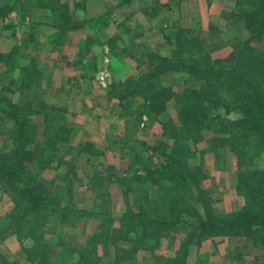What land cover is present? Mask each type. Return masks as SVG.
<instances>
[{
	"label": "rangeland",
	"instance_id": "obj_1",
	"mask_svg": "<svg viewBox=\"0 0 264 264\" xmlns=\"http://www.w3.org/2000/svg\"><path fill=\"white\" fill-rule=\"evenodd\" d=\"M14 1L8 0L6 4H13ZM19 1L16 8L0 16L3 23L0 24V36L6 34V37H0L6 43L0 45V52L7 55V65L0 67V73L3 72L6 77L3 80V74L1 76L2 83L8 88V91L1 89L0 98L4 99L3 104L18 107L26 113L29 126L26 148L30 151L39 145L42 148L38 153L41 163L36 159L25 163L28 175L49 185L52 193L65 187L70 180L74 210L90 213L81 218L71 216L64 221L58 214L49 216L43 235L48 252L41 264H83L80 253L91 239L99 241L96 243L97 258L106 263L108 257L102 250L106 241L96 235L103 217L95 214H109L115 219L112 227L119 228L116 220L125 214L128 206L137 212L143 200H157L163 196L160 188L168 190L175 185L177 193L169 202L172 203L170 208L180 212L175 215L178 224L157 243L149 242L146 249H138L134 253L135 260L133 257L126 264H169L174 260V264H264L263 248L247 236L215 237L198 243V232L194 230L204 219L206 205L219 217L239 212L245 205V198L240 193L244 187L238 190L241 178L248 177L255 188L258 177L264 173L262 130L234 124L245 117L246 120L251 118L244 115V111L249 110L250 114L256 112L252 104L254 97L244 100L241 92L249 95L260 93L264 99V27L250 16L253 15V2L243 0L244 4L249 2L242 8L244 14L245 11L249 14L244 16L240 13L233 20L235 0H30L27 4H24L25 0ZM2 2L0 0V6ZM35 6L59 9L63 15L64 12L70 14L67 29H78L76 24L82 20L85 24L93 16L102 19L99 25L94 26L93 33L98 29V34L95 33L91 40L96 39L87 44L86 51L96 47L94 53L97 52L92 57L94 65L91 61L90 72L84 76L76 75L69 82L63 79L54 88L65 97L74 93L76 97L90 96L82 101V106L78 105L76 112L70 113L63 102L48 104L42 96L39 101L35 98L37 93L26 88L19 89L17 94L9 92L11 88H17L18 76L24 74L22 67L34 68L43 61L44 56L40 60L37 45L32 44L35 41L30 46L36 55L19 50L10 54L15 48L10 37L13 38L16 29L23 32L27 29L24 26L29 17V14L25 16L26 10ZM14 13L18 15L13 17ZM178 36L187 40L190 48L191 39L199 38L201 42L192 49V53L185 52L187 54L183 58L190 57L195 63L210 65L218 71L224 69L226 73L254 71V76L242 74L247 82L253 83V87L237 80L211 77L210 87L206 89L198 77L186 71L167 72L158 78L156 90L128 101L127 111L121 110L120 128L112 130L113 125L104 114L106 99L119 93L128 81L154 83L155 80L146 78L157 63L155 58H170L177 49ZM95 42L98 45L94 46ZM235 51H250L252 56H245L242 63L238 60L218 63L233 52L237 53ZM84 56L85 53H82L79 58ZM112 56L116 63L111 60ZM254 57L259 60H254ZM15 66L21 67V70L17 72ZM4 68L8 71H3ZM2 83L0 80V86ZM192 91L212 101L205 107L207 111H201L205 118L197 109L191 110L195 97ZM163 98L164 109L159 112L163 107L160 103ZM234 105L240 110H233ZM35 111L42 113L34 114ZM49 117L53 118L54 127L61 125L69 131L59 134L63 145L57 152L62 154L66 148H72L63 159L66 164H61L59 168L57 160L46 168L42 167L41 154L52 153V147L46 142L55 141L52 139L54 131L52 134L45 128V120ZM101 121L107 123L109 133L93 137L81 134L82 127L88 126V122L93 123L94 129L96 122L99 124ZM14 126V121L0 111V155L13 156L17 146L15 142L19 139L11 135L16 130ZM160 143L165 145L164 150L153 151L152 148ZM80 150H85V154ZM165 154L181 161L194 178L184 176L173 186L172 181L164 180L167 177L163 176V179H155V186L149 184L148 179L141 182L132 180L137 176L145 178L154 170L163 171ZM73 158L72 171L70 162ZM170 175L169 178L176 176ZM58 193L64 194L62 190ZM13 197L10 187L0 185V256L12 264H39V258L31 261L27 254L34 246L32 236L20 238L12 231L3 232L11 220H17L23 213L21 207L14 204ZM18 211L19 216L12 219L10 216ZM158 212L166 213L161 209L152 213ZM20 234L25 236L23 232ZM190 234L195 238L187 248L186 256H178L181 245ZM119 246L126 248L128 245L119 243ZM114 252L110 249L109 256H113Z\"/></svg>",
	"mask_w": 264,
	"mask_h": 264
},
{
	"label": "trees",
	"instance_id": "obj_2",
	"mask_svg": "<svg viewBox=\"0 0 264 264\" xmlns=\"http://www.w3.org/2000/svg\"><path fill=\"white\" fill-rule=\"evenodd\" d=\"M6 1L8 0H3L0 6V16L13 10L20 3L19 0H16L17 2L14 1L13 4L7 5ZM249 2H253L254 6V10L252 12L253 15L250 16L254 19V21L260 22L261 26L264 27V0H250ZM249 2L244 4L243 0H235V7L231 18L236 20L240 13L244 16L245 14H249V11H245L244 14L242 9ZM64 13L65 14L62 15L65 20L64 23L67 27L69 20H71L69 19L70 14H67L66 12ZM100 22H102L101 18H91L87 20L86 24H89L94 29L96 28L94 26L99 25ZM76 25H78L76 28H81V26L84 25L83 20L80 24ZM177 40V49L173 52V55L170 58H155L157 63L146 78L147 80H155L154 83L150 84L140 83L137 81H128L123 85V89L119 93L112 95L114 96L112 98L118 100L121 110L127 111V105L130 99L143 97L147 95V93L156 90L159 80L158 78L167 72L186 71L192 74L194 77H198L199 80L204 83V87L206 89L210 87L211 77H224L231 81L237 80V82H244L247 86L253 87V83L247 82L243 78L242 74L248 77L254 76V71L238 70L237 74L234 72L226 73L223 71L224 69H222V71H218L210 65L204 66L195 63L190 57L183 58V56L185 52L192 53V49H195L197 45L201 44V42L198 41L199 38H195V42L192 39L190 40V44L192 46L191 48L188 46L186 42L187 40L185 41L181 36H178ZM16 52V49H14L10 54H15ZM235 52L237 53L233 52L230 56H228V58L224 59L223 61H218V63H232L233 61L236 62L237 60L239 61L238 63H242L245 56H252L249 53L250 51L240 53H238V51ZM82 53L83 52L81 51L80 55ZM6 56L7 55L3 56L0 54V63H5L7 65L5 62ZM254 58V60H259L257 57ZM35 70V67H22V72L24 73L22 74V81L23 83L27 80L29 82L24 84L26 89H30L29 85L32 82L34 84L38 83V81H36L38 74ZM6 90L8 91V88H2V91ZM192 93L195 97L192 99V103L194 105L192 106L191 110L197 109L200 112L207 111V108L205 107H207V105L212 101L199 96L200 94L195 95L197 91H192ZM240 94L242 98H245L244 100H249V98L252 96L254 97L252 99V104L255 105L256 112L253 111V113L250 114L249 110L244 111V115L247 117L251 116V118L246 120L245 117L244 120L236 123L234 122V124L247 126L250 127V129L262 130L260 135L264 140V99L260 97L262 94L252 93L249 95L246 92H241ZM163 102L164 98L160 102L161 106L163 107L162 109L160 108L158 110L159 112L163 111L164 109ZM0 103L2 104H0V111L5 113L12 121H14V127L16 130L11 133L12 137L15 136V138H19L18 141L16 140L15 142L17 146L13 151V156L12 154L0 155V185L1 187L8 186L11 188V192L14 194L12 200L16 206L21 207L23 212L21 213L20 217H18L20 211H18V213H13V215L10 217L12 219H14V217H18L17 220H11L12 222L3 232L12 231L13 234H16L20 238L32 236L34 240V246L29 252H27V254L31 261H33L35 258H39V264H41L45 259L44 256H46L48 252V247L46 246L45 241H43V235L46 225L49 221V216L52 214H58L61 220L64 221L71 216L81 218L83 216L90 215V213L77 212L74 210L70 180L67 181V185L65 187L62 189L57 188L56 192L52 193L51 187H49V185H45L38 178L28 175V167L25 163L33 159H36L41 163V158L38 153L42 150V148L40 145L36 146L34 149H32V151L26 148V144L29 142V126L25 118L26 113L20 111L18 107L16 108L15 106H7L3 104L4 99L2 97L0 98ZM233 110H240V108L239 106L234 105ZM202 112L201 116H204L205 118L206 115H203ZM33 113L40 114L42 111H35ZM45 121V128L51 130L52 134L54 131L55 135L52 139H55V141L51 142L48 140V142H46L49 143L50 147H52V153L44 154L43 152V154H41L43 156L42 167L46 168L53 161L57 160V167L59 168L61 164H66L63 159L66 155L70 154L69 151L72 149L71 147L66 148L62 154L57 152L59 147L63 145L59 140L61 139L59 134H67L69 131L61 125L54 127V121L52 117H49V119H46ZM164 148L165 145L160 143L158 146L152 148V150L157 152L164 150ZM79 152L85 154V150H80ZM163 157L166 159L162 169L163 171L154 170L149 172L145 178L143 176H137L132 180L141 182L148 179L147 181L150 182L149 184H153L155 186L156 178L163 179L167 177L164 180L170 182L172 181L171 183H173V186L175 183H179L182 179H184V176H187L191 179L194 178L193 173L190 172V170H188L181 161L167 154H165ZM73 162H75V158H73L70 162V169H72V171L74 169L72 166ZM170 174L176 175L175 178H169L171 176ZM173 187L174 188H170L168 190L165 187L160 188L159 190L163 192V196L157 200H143L144 202L142 205H140L137 212L132 211V209H130L128 206L125 214L116 220L119 223V228L112 227L115 219L109 214H95L97 217H103L102 224L99 226L100 231L96 235L98 239L102 238L106 241L102 245V250L104 255L108 257V260L106 263H101L102 261L100 262V259L97 258L98 249L96 248L99 241L91 239L80 253V260L83 262V264H96L98 262H100V264H126L127 262L131 261L133 257L135 260L136 255H134V253H136L138 249H146V247L149 245V242L157 243L160 238L164 237L165 234L173 230L179 222L175 215L180 213L177 209L174 210V207L170 208L172 203H170L169 200L173 199L172 197L177 193L176 185ZM240 187H244V190H241L240 193L241 196L245 198V205L239 212L233 213L226 217H219L214 214V210H212L209 205L204 207V219L194 227V230L198 232L196 235V241H198V243L209 238L242 235L251 238L254 241V244L260 246L264 250V234L262 233V230H264V173L258 177V182L255 188L252 186L248 180V177L246 176L241 178L238 190L241 189ZM59 190H62L64 194L58 193ZM167 194L168 197L166 196ZM160 209L164 210L166 213H152L155 212V210ZM25 218L28 219L24 220ZM20 221H23V223ZM20 232L25 233V236L21 237L22 234H20ZM133 236L134 238H132ZM193 237V234L188 235V240L181 245L180 252L177 254L178 256L181 254L186 256V250L192 244L193 239L195 238ZM119 243H127L128 246L123 248L119 246ZM110 249L115 250L113 256H109L108 254ZM174 261H169V264H174ZM0 264L12 263L0 256Z\"/></svg>",
	"mask_w": 264,
	"mask_h": 264
},
{
	"label": "crops",
	"instance_id": "obj_3",
	"mask_svg": "<svg viewBox=\"0 0 264 264\" xmlns=\"http://www.w3.org/2000/svg\"><path fill=\"white\" fill-rule=\"evenodd\" d=\"M29 2L30 0H25L24 4H27ZM40 7L41 6L39 7L35 6L29 8V10H26L27 13L25 16L29 14V17H27L26 25L24 26H27V29H25L24 32L16 29L17 32L14 33L13 38L10 37L13 40V44L15 46L14 49L22 52L25 51L27 53L30 52L32 55H36L35 54L36 52L35 50L32 51L30 45L32 42L35 41L32 44L37 45L36 48H38L37 52L40 53L39 54L40 60L44 56L43 61L37 64V67H35L36 69L35 71L38 74L37 79L36 78L35 79L36 81H38V83L34 84L32 82L30 84L31 86L29 85L30 89L27 88L28 90L27 89L26 90L29 92L35 91V93H37L35 94V98L38 99L41 98L42 96L44 99H46V102L48 104L63 102L66 104L65 108L70 109L69 112L73 113L76 112L78 105L82 106V101H86L87 99L90 98V96L80 95L76 97V94L74 93L72 96L68 95V97H65L63 95H60L59 92L54 90V88L57 87V85H60L59 82L60 81L62 82L63 79H65L64 81L69 82L71 78L75 77L76 75H77L76 77H79L81 75L84 76V74L87 75L90 72L91 61L92 64L94 63V58L92 57L94 54L97 55V52L94 53L96 47L95 48L90 47V51H86V49H87V44L90 41L94 42V40L96 39L94 38L93 40H91L93 35H95V33L98 34V29L95 33H93V31H95L94 30L95 28L93 29L89 24L86 23L83 26H81V28L78 29H74V27L67 29L64 23L65 20L63 18V15L59 11V9L57 11L54 8H43V7L40 8ZM16 14L17 13H14L13 17H16L18 15ZM91 18H98V16H93ZM108 22L110 25L111 22L109 20ZM0 24L3 23L0 22ZM0 37H6V34L3 35L1 34ZM19 39L20 42L18 41ZM4 43L5 40H0V45ZM94 44H95L94 46L98 45L96 42ZM81 51L85 53V56L83 58L81 57L79 58ZM0 54L3 56L6 55L3 51H1ZM112 58L113 56L111 57V60ZM112 61H114V59ZM17 63L21 65L20 62ZM1 66H6V64L0 63V67ZM14 68L18 72V69H20L21 67L15 66ZM4 70L8 71L5 68L3 69V71ZM2 74L3 72L0 73V77L2 76ZM18 77L20 78V80L16 85L17 88H11L12 89L11 93L17 94L16 92H18L19 89L25 88L24 84L29 83L28 80L23 83L22 76H18ZM5 78L6 77L4 76L3 80H5ZM0 80L2 83V77L0 78ZM2 85L0 86V91L2 88L5 87L6 84L2 83ZM8 87L10 88V86ZM38 100L41 101L42 99H38ZM106 100L107 102L105 103L107 105L106 106L103 105V108L105 109L104 114H107L108 122L110 123V125H113L111 129L112 130L114 128L118 129L120 128L119 123L121 117V109L119 107L120 106L119 102L114 98H107ZM101 101H105V99H101ZM90 121L92 122V120ZM91 122H88L89 123L88 126L82 127L81 134H83V136L87 135L93 137L95 134L109 133L108 132L109 127L107 126V123H105V121H101L99 122V124H97L96 122L94 129H92L94 125ZM87 141L89 142V139H87Z\"/></svg>",
	"mask_w": 264,
	"mask_h": 264
}]
</instances>
